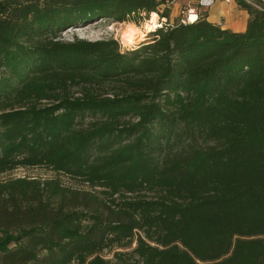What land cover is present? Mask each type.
<instances>
[{"label":"trees","instance_id":"16d2710c","mask_svg":"<svg viewBox=\"0 0 264 264\" xmlns=\"http://www.w3.org/2000/svg\"><path fill=\"white\" fill-rule=\"evenodd\" d=\"M251 1L233 32L206 11L171 24L166 0H0V175L43 166L91 189L0 180V264H264V0ZM152 13L166 23L130 50L60 39Z\"/></svg>","mask_w":264,"mask_h":264},{"label":"rangeland","instance_id":"374dc122","mask_svg":"<svg viewBox=\"0 0 264 264\" xmlns=\"http://www.w3.org/2000/svg\"><path fill=\"white\" fill-rule=\"evenodd\" d=\"M181 0H178L176 5L171 6L170 13V23L172 24L174 21H179L181 18H184L185 14V5ZM163 6L160 7V12H163ZM158 17V16H157ZM160 18V17H159ZM157 18V22H161L160 19ZM150 20V16L147 19H144L140 21L138 25L133 23H117L113 22L111 20H97L93 23H90L85 26H80L78 28H70L65 30L60 34V39L66 42L73 41L75 39H82L87 41H105V40H114L119 45L121 50H130L137 46L140 42L144 41L146 39V35L151 32L146 27V23ZM165 21V20H164ZM158 25V24H157ZM159 27V26H158ZM156 27V28H158ZM154 28V29H156ZM153 29V30H154ZM141 31V34L139 35L141 40L133 41L132 43L125 42L123 40V34L126 31ZM152 30V31H153ZM106 90V89H105ZM71 95L78 96L81 94V88L80 87H72L70 89ZM27 178V179H36L39 181H44L48 179H57L59 180L60 184L63 187H68L73 190H81V191H90L85 184L82 182L75 180L74 178H71L69 175H65L61 172H54L53 170H50L48 168H45L43 166L40 167H27V168H17L16 170L12 172H8L5 174L0 175V180H6L11 178ZM99 191V189H97ZM152 196V195H150ZM135 244L132 245L131 249L128 250H112L110 252L104 251L103 254H101V257L104 260H112L113 259V253L116 251H122L129 253Z\"/></svg>","mask_w":264,"mask_h":264},{"label":"crops","instance_id":"0c3cea01","mask_svg":"<svg viewBox=\"0 0 264 264\" xmlns=\"http://www.w3.org/2000/svg\"><path fill=\"white\" fill-rule=\"evenodd\" d=\"M206 14L209 22L233 32H243L249 18L248 13L238 5L237 1L230 3L219 1L207 9Z\"/></svg>","mask_w":264,"mask_h":264},{"label":"built area","instance_id":"2783aa9c","mask_svg":"<svg viewBox=\"0 0 264 264\" xmlns=\"http://www.w3.org/2000/svg\"><path fill=\"white\" fill-rule=\"evenodd\" d=\"M184 3H186L185 7V16L184 18H181L180 21L182 23H193L194 21L197 20L199 13L206 11L207 9L211 8L215 3L225 2V3H230L232 1H244L247 3L252 4L251 0H181ZM178 0H166V5L173 6L176 5ZM164 7V5H163ZM158 16V15H157ZM159 18V17H158ZM160 19V18H159ZM165 20V21H164ZM160 23L158 21V26L162 27L166 23V19L161 18ZM158 27V28H159Z\"/></svg>","mask_w":264,"mask_h":264},{"label":"bare ground","instance_id":"6f19581e","mask_svg":"<svg viewBox=\"0 0 264 264\" xmlns=\"http://www.w3.org/2000/svg\"><path fill=\"white\" fill-rule=\"evenodd\" d=\"M157 15L155 13H152L150 15V20L146 23V27H148L147 29L149 31H152L154 28L158 27V22H157ZM141 34V31L137 30V31H126L123 35V40H125V42H129L132 43L133 41H137V40H141L142 38L139 37V35Z\"/></svg>","mask_w":264,"mask_h":264},{"label":"water","instance_id":"95a60500","mask_svg":"<svg viewBox=\"0 0 264 264\" xmlns=\"http://www.w3.org/2000/svg\"><path fill=\"white\" fill-rule=\"evenodd\" d=\"M2 7H3V6H2V4L0 3V9H2Z\"/></svg>","mask_w":264,"mask_h":264}]
</instances>
